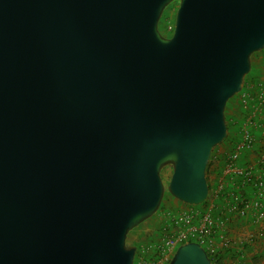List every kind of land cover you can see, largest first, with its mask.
<instances>
[{"label": "water", "instance_id": "1", "mask_svg": "<svg viewBox=\"0 0 264 264\" xmlns=\"http://www.w3.org/2000/svg\"><path fill=\"white\" fill-rule=\"evenodd\" d=\"M171 1L0 0V264H133L165 192L206 199L264 0H177L165 35ZM166 264L213 262L189 240Z\"/></svg>", "mask_w": 264, "mask_h": 264}, {"label": "crops", "instance_id": "2", "mask_svg": "<svg viewBox=\"0 0 264 264\" xmlns=\"http://www.w3.org/2000/svg\"><path fill=\"white\" fill-rule=\"evenodd\" d=\"M256 76L261 83L247 81L243 89L249 100L246 111L239 113L242 119L238 114L234 117L238 103H227L226 114L230 116L227 135L213 149L206 168L208 194L201 208L210 210L215 217L209 237L214 252L210 254L216 255L223 264H264V218L257 217L252 206L254 190L226 167L235 149L238 153L235 164L254 170L258 169L256 165L264 153V65L253 71L252 77ZM249 114H252V123L248 122ZM244 127L249 128L252 136L249 145L243 141Z\"/></svg>", "mask_w": 264, "mask_h": 264}, {"label": "built area", "instance_id": "3", "mask_svg": "<svg viewBox=\"0 0 264 264\" xmlns=\"http://www.w3.org/2000/svg\"><path fill=\"white\" fill-rule=\"evenodd\" d=\"M174 27V19L165 21L164 29L169 35ZM263 88V86L261 87ZM240 100L246 109L248 107V95L243 92L240 95ZM248 122L252 123V114L248 116ZM243 141L246 145L252 142V136L249 128L244 127L242 130ZM238 157L237 149L232 151L227 160V171L236 176H241L243 183L249 184L254 190V198L252 206L256 209V216L264 218V153L256 165L258 169L253 167L242 168L235 164ZM255 171H258L254 174ZM248 204L245 205L247 207ZM173 230H168V233L163 238L161 244L153 247H145L142 250H136L134 258L135 264H166L171 257L175 248L185 241H197L207 251L214 252L210 247V236L212 235L215 226V217L210 210L199 208L195 205L182 211L173 220Z\"/></svg>", "mask_w": 264, "mask_h": 264}, {"label": "rangeland", "instance_id": "4", "mask_svg": "<svg viewBox=\"0 0 264 264\" xmlns=\"http://www.w3.org/2000/svg\"><path fill=\"white\" fill-rule=\"evenodd\" d=\"M177 5H178L177 1H172L164 9L163 16H161L162 18L160 17L161 19L159 20L160 27L161 26L164 27V23L166 20L174 19L175 10L177 8ZM164 34L168 35L166 32ZM251 65H252L253 71L256 69H261V67H263L264 50L254 52L251 55ZM250 76H248V78ZM255 78L256 79L252 81L261 83L260 79H258L259 77L256 76ZM248 81L251 82V80H248ZM244 88L245 87H243L238 94L231 97L228 101L229 104L233 101L238 103V105L236 106L237 108L239 107L241 110L239 111V108H238L237 113L234 115L235 118L238 117L239 113L240 115L242 114V110L246 111V109L244 108L240 100V95L244 92L243 90ZM227 111L228 110L225 109V116L227 115L226 113H228ZM227 118L229 119L230 116L227 115ZM169 173H170V167L169 166L164 167L161 172L164 180L168 179ZM189 207L190 205L179 201L178 199L171 196L168 192H165V194L163 195L161 204L159 208L154 212V214H152L147 219L143 220L141 223H139L136 227L132 228L128 232L127 239H126L127 243L129 245H133L137 247L136 248L137 251L142 250L145 247L158 246L159 244H161L163 238L168 233V230H171V231L173 230L172 225H174L173 223L174 218L177 215H179L182 211L188 209Z\"/></svg>", "mask_w": 264, "mask_h": 264}, {"label": "trees", "instance_id": "5", "mask_svg": "<svg viewBox=\"0 0 264 264\" xmlns=\"http://www.w3.org/2000/svg\"><path fill=\"white\" fill-rule=\"evenodd\" d=\"M168 6V5H167ZM166 6V7H167ZM164 12V11H163ZM161 16H163V13H162V15ZM162 18V17H161ZM160 18V19H161ZM165 24V23H164ZM159 29H160V31H161V33H165V29H164V27H160L159 26ZM262 50H264V48L262 49ZM253 68H252V65H251V68H250V71L246 74V76H245V78H244V85H243V87L245 86V83L248 81V80H255L256 78L255 77H252V73H253V70H252ZM251 75V76H250ZM248 76H250L249 78H248ZM242 87V88H243ZM229 101V100H228ZM228 101H227V103H228ZM227 103H226V106H227ZM225 109H226V107H225ZM225 119H226V125H227V128H228V126H229V123L227 122L228 121V118H227V115L225 116ZM207 167H208V164H207ZM205 202V201H204ZM204 202H202L201 204H198V205H195V206H197V207H199V208H201V206L204 204ZM134 245H136V244H134ZM137 248V247H136ZM209 257H210V259H211V261L213 262V264H223L222 263V261L219 259V258H217L216 257V255H213V254H210L209 253ZM133 264H135V261L133 262Z\"/></svg>", "mask_w": 264, "mask_h": 264}, {"label": "flooded vegetation", "instance_id": "6", "mask_svg": "<svg viewBox=\"0 0 264 264\" xmlns=\"http://www.w3.org/2000/svg\"><path fill=\"white\" fill-rule=\"evenodd\" d=\"M173 1H177V0H173ZM171 2H172V1H171ZM171 2H170V3H171ZM170 3H169V4H170ZM169 4H168V5H169Z\"/></svg>", "mask_w": 264, "mask_h": 264}]
</instances>
